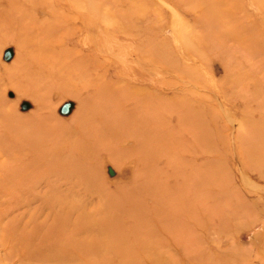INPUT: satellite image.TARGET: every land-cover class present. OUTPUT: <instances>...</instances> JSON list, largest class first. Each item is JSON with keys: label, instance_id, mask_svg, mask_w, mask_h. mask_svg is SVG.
Wrapping results in <instances>:
<instances>
[{"label": "rangeland", "instance_id": "rangeland-1", "mask_svg": "<svg viewBox=\"0 0 264 264\" xmlns=\"http://www.w3.org/2000/svg\"><path fill=\"white\" fill-rule=\"evenodd\" d=\"M264 264V0H0V264Z\"/></svg>", "mask_w": 264, "mask_h": 264}, {"label": "bare ground", "instance_id": "bare-ground-1", "mask_svg": "<svg viewBox=\"0 0 264 264\" xmlns=\"http://www.w3.org/2000/svg\"><path fill=\"white\" fill-rule=\"evenodd\" d=\"M61 264H62V262H61Z\"/></svg>", "mask_w": 264, "mask_h": 264}]
</instances>
